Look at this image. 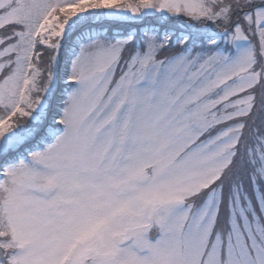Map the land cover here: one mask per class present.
I'll return each mask as SVG.
<instances>
[{"label":"snow or ice","instance_id":"snow-or-ice-1","mask_svg":"<svg viewBox=\"0 0 264 264\" xmlns=\"http://www.w3.org/2000/svg\"><path fill=\"white\" fill-rule=\"evenodd\" d=\"M0 264H264V0H0Z\"/></svg>","mask_w":264,"mask_h":264}]
</instances>
